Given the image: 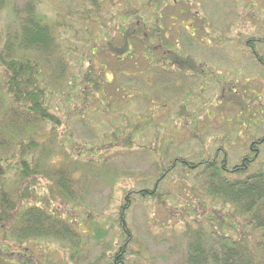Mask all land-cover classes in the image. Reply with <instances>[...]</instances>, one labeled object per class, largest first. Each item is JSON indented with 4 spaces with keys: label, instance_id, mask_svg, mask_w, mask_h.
<instances>
[{
    "label": "rangeland",
    "instance_id": "obj_1",
    "mask_svg": "<svg viewBox=\"0 0 264 264\" xmlns=\"http://www.w3.org/2000/svg\"><path fill=\"white\" fill-rule=\"evenodd\" d=\"M27 1L8 0L0 11V31ZM80 1L40 0L38 6L50 21H56ZM108 6V20L112 15L114 26L116 5ZM178 7L184 10L179 18L186 31L179 22L170 25L167 41L175 40L178 29L185 32L182 47L201 61L200 71H165L162 65H172L171 60L163 63L159 48L151 64L143 52L119 61L99 49L91 62L87 57L82 61L80 47L70 53L71 92L67 97L68 89L63 93L56 89L52 109L63 120L56 141L67 145H62L58 162L71 169L74 196L66 199L56 187L52 191L50 181L42 177L39 193L27 198L50 200L52 207L76 220L80 250L74 260L71 243L33 237L23 248L35 256L36 264H112L114 235L122 238L114 219L125 201L132 229L125 263L185 264L186 220L209 212L196 208L198 200L216 199L203 194L201 174L195 179L180 164L170 169L172 160L176 155L192 159L213 155L221 147L231 166L250 152L253 139L264 135V62L246 43L251 39L264 59V42L252 39L264 33V0H178L166 5L174 12ZM148 16L151 23L153 15ZM70 36L77 41V35L70 32ZM106 60H110L107 65ZM149 65L152 78L143 74ZM104 74L110 83L101 81ZM231 87L238 93L232 94ZM259 146L250 170L264 167V143ZM146 188L153 193L143 195L140 190ZM221 208L223 213L230 211ZM96 226L108 228L100 240Z\"/></svg>",
    "mask_w": 264,
    "mask_h": 264
},
{
    "label": "trees",
    "instance_id": "obj_2",
    "mask_svg": "<svg viewBox=\"0 0 264 264\" xmlns=\"http://www.w3.org/2000/svg\"><path fill=\"white\" fill-rule=\"evenodd\" d=\"M176 1L81 0L68 14H62L61 19L50 21L39 9L40 0H28L14 21L4 23L0 31V264H36L35 256L27 253L26 246L23 248L24 242L33 237H57L68 245L71 243L72 259L80 250L76 220L52 207L50 200L27 198L39 193L38 180L42 177L50 181L47 185L52 191L56 187L66 199L74 196L70 168L58 162L59 151L64 150L62 145H67L63 141L58 145L56 141L63 120L52 109L56 89L62 93L68 89L67 97L71 92L70 53L80 47L82 61L87 57L91 62L99 55L96 53L99 49L104 56L111 54L119 61L138 57L137 53L143 52L151 64L153 53L159 48L163 50L160 56L163 63L168 64V58L175 66L162 65L165 71H200L201 61L182 47L185 32L178 29L175 40L167 41L170 25L179 22L186 31V23L179 18L183 8L178 7L176 12L166 8ZM110 4L116 5L114 26L110 25L112 15L108 20ZM7 6L8 0H0V11ZM149 12L153 15L151 23ZM70 32L73 37L77 35V41ZM252 39L264 42V33ZM246 43L253 47L258 61L264 62L251 39ZM106 61L105 65L109 64L110 60ZM143 74L152 78L150 65ZM101 79L103 83L111 82L105 74ZM231 89L232 94L238 93L237 88ZM263 143L264 135L253 139L249 145L253 154H243L241 162L231 166L227 151L221 147L213 155L197 159L176 155L172 160L170 169L180 164L195 179L201 174L203 194L216 199L198 200L196 208L209 212L197 216L198 220H186L185 264H264V167L250 170ZM64 155L69 157L70 153ZM152 191L140 190L143 195ZM127 203L119 206L114 219L122 238L114 235L116 246L109 258L112 264H126V252L132 240L126 218ZM221 207L230 211L223 213ZM107 229L96 226L98 240Z\"/></svg>",
    "mask_w": 264,
    "mask_h": 264
}]
</instances>
